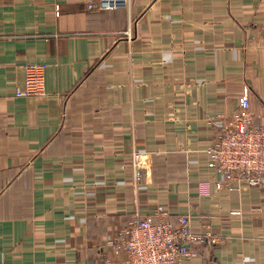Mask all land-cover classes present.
<instances>
[{
  "label": "crops",
  "instance_id": "1",
  "mask_svg": "<svg viewBox=\"0 0 264 264\" xmlns=\"http://www.w3.org/2000/svg\"><path fill=\"white\" fill-rule=\"evenodd\" d=\"M105 1L0 0V264H126L110 241L158 208L220 239L183 264H264V189L208 153L245 95L264 127V0Z\"/></svg>",
  "mask_w": 264,
  "mask_h": 264
},
{
  "label": "built area",
  "instance_id": "2",
  "mask_svg": "<svg viewBox=\"0 0 264 264\" xmlns=\"http://www.w3.org/2000/svg\"><path fill=\"white\" fill-rule=\"evenodd\" d=\"M125 4V0L105 1L101 7L115 9ZM47 68L46 64H24L25 86L17 96H45ZM253 121L251 102L245 95L232 118L223 122L208 151L209 166L222 176L217 182L219 189L238 190L243 184L264 189V127L255 126ZM213 123L216 124L217 120ZM131 167L135 185L141 184L147 167L145 154L135 151ZM191 219L189 213L172 217L162 208L147 217L137 214L130 226L119 231L110 241V245L115 252L126 253V264L191 262L200 258L206 248L220 242L210 230L195 231Z\"/></svg>",
  "mask_w": 264,
  "mask_h": 264
}]
</instances>
